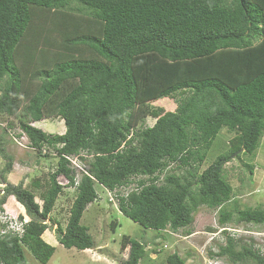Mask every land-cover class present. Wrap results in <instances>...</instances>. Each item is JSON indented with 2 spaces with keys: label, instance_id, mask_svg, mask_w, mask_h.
Segmentation results:
<instances>
[{
  "label": "trees",
  "instance_id": "1",
  "mask_svg": "<svg viewBox=\"0 0 264 264\" xmlns=\"http://www.w3.org/2000/svg\"><path fill=\"white\" fill-rule=\"evenodd\" d=\"M26 64L36 66L28 77L37 85L28 90ZM176 96L174 111L152 107ZM52 117L64 121V134L34 126ZM0 118L16 119L38 157L56 159L46 182L31 181L43 188L40 206L22 183L5 182L12 157L0 139V156L8 160L0 171V212L12 196L28 218L21 232L2 233L0 226V264H28L23 247L40 264L49 262L55 249L42 235L65 187L76 190L65 228L56 229L65 249L93 247L80 220L96 200L94 185L114 193L131 177L151 181L117 195L122 215L156 232L188 228L198 206L216 209L231 199L224 165L234 153L254 155L264 134V0H0ZM147 118L152 126L143 123ZM222 129L232 134L230 155L220 154L197 178L189 172L195 183L170 174L155 184L168 163H203ZM74 156L87 167L77 184L68 159ZM232 214L220 211L219 223ZM236 221L262 224L264 210L245 208ZM224 234L216 256L264 264L251 246L234 251ZM122 241L128 251L119 264H140L144 245ZM166 264L184 261L172 253Z\"/></svg>",
  "mask_w": 264,
  "mask_h": 264
},
{
  "label": "rangeland",
  "instance_id": "2",
  "mask_svg": "<svg viewBox=\"0 0 264 264\" xmlns=\"http://www.w3.org/2000/svg\"><path fill=\"white\" fill-rule=\"evenodd\" d=\"M35 68L36 66L33 64H26L25 72L21 75L23 87L27 90L37 85L28 77ZM178 99V96L173 99H158L152 103V107L162 108L164 111H174L178 106ZM8 122L12 124V127L8 128ZM143 123L146 126H152L154 119L147 118ZM34 126L51 135H62L65 132L64 123L58 117L46 118L35 123ZM17 127L16 119L0 118V139L4 142L6 153L12 157V172L4 175L5 182L11 185L22 183L24 188L26 187L35 195V201L41 206L40 195L43 188L32 187L31 181L33 178L39 177L46 182L47 173L54 169L56 159L51 157L44 160L42 157H38L36 152L28 147L27 139L20 136ZM4 129H6V134L2 135ZM231 136L232 134L222 129L201 164L191 160L187 165L180 162L168 163L163 171L157 174L155 184H162L164 177L170 174L185 177L186 180L195 183L196 179L191 180L188 173H193L197 178L220 154L228 151L226 154L230 155L227 142ZM233 155L223 167L224 180L232 189L231 199L216 209H210L204 205L198 206L193 212L192 225L175 233L168 229L160 232L144 229L118 210L117 195L124 196L130 191L139 189V180L149 184L151 180L148 177H131L127 186L116 189L114 193H108L96 183L94 185L97 194L96 200L88 205L80 220L81 225L87 227L93 241L92 249L84 251L75 248L65 249L57 241L56 229L58 227L62 230L65 228L69 209L76 196L74 188L65 187L56 199L54 208L46 220L50 229L42 235L46 243L55 249L47 264H119L122 259L127 257L128 248H121L122 238L125 236L144 245L145 255L140 264H166V257L172 253H176L184 261V264H256L250 259L233 263L226 256L215 255L219 252V247L226 246L224 231L232 235L234 251L241 252L242 246H251L260 255H264V222L249 224L236 221L237 212L243 211L245 208L264 210V134L254 155L242 152ZM7 164L8 160L0 156V171L5 169ZM76 164H79L81 169L75 165L73 170L75 175L80 178L79 172L82 173V170H86L87 167L83 162ZM59 182L65 186L68 183L64 178H59ZM192 185L193 191H195L196 185ZM4 187L5 184H0V199L2 197L1 190ZM1 211L10 218L21 216L22 221H28L25 212H21L22 209L14 197L6 199ZM220 211L233 213V219L220 224ZM23 250L28 264H40L26 248L23 247Z\"/></svg>",
  "mask_w": 264,
  "mask_h": 264
},
{
  "label": "built area",
  "instance_id": "3",
  "mask_svg": "<svg viewBox=\"0 0 264 264\" xmlns=\"http://www.w3.org/2000/svg\"><path fill=\"white\" fill-rule=\"evenodd\" d=\"M73 158L75 161L72 160ZM68 159H69L71 165H73V168L76 165L79 169H81L79 164L78 165L76 164V163H80L79 157H77V156L68 157ZM82 171H84V170H82ZM77 183H78V178L76 179L75 184H77ZM22 225H23V222L21 223L17 217L16 218H10L6 214H3L0 212V226H5V230H2V233H5L7 231L21 232L22 231V229H21Z\"/></svg>",
  "mask_w": 264,
  "mask_h": 264
},
{
  "label": "clouds",
  "instance_id": "4",
  "mask_svg": "<svg viewBox=\"0 0 264 264\" xmlns=\"http://www.w3.org/2000/svg\"><path fill=\"white\" fill-rule=\"evenodd\" d=\"M43 121V120H42ZM63 121V120H62ZM63 123H64V121H63ZM64 134V133H63ZM74 169V168H73ZM76 178H75V182H76V179L78 178V176L76 175L75 176ZM79 180H80V178H78V182H79ZM108 193H109V191L108 190H106ZM116 191V190H115ZM24 209V208H23ZM2 213V212H1ZM3 214H5L4 212H3ZM25 214V213H24ZM26 216V215H25ZM19 220V219H18ZM25 221V222H24ZM21 223L23 222V225L27 222L26 220H21L20 221ZM229 234V233H228ZM230 236H232L231 234H229Z\"/></svg>",
  "mask_w": 264,
  "mask_h": 264
},
{
  "label": "crops",
  "instance_id": "5",
  "mask_svg": "<svg viewBox=\"0 0 264 264\" xmlns=\"http://www.w3.org/2000/svg\"><path fill=\"white\" fill-rule=\"evenodd\" d=\"M12 197V196H11ZM10 198V197H9ZM19 206H20V208L22 209V211L21 212H23L24 213V209L22 208V206L19 204V203H17Z\"/></svg>",
  "mask_w": 264,
  "mask_h": 264
}]
</instances>
